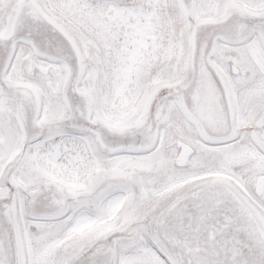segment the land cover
I'll use <instances>...</instances> for the list:
<instances>
[{
  "label": "snow or ice",
  "instance_id": "6c2138e0",
  "mask_svg": "<svg viewBox=\"0 0 264 264\" xmlns=\"http://www.w3.org/2000/svg\"><path fill=\"white\" fill-rule=\"evenodd\" d=\"M0 264H264V0H0Z\"/></svg>",
  "mask_w": 264,
  "mask_h": 264
}]
</instances>
